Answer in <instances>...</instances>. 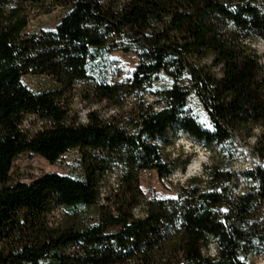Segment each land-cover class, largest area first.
<instances>
[{
  "label": "trees",
  "instance_id": "trees-1",
  "mask_svg": "<svg viewBox=\"0 0 264 264\" xmlns=\"http://www.w3.org/2000/svg\"><path fill=\"white\" fill-rule=\"evenodd\" d=\"M56 9L64 15L55 31L24 34L34 14ZM255 42L264 43V0H0V264L264 258V62ZM100 50L134 54L128 82L88 75L86 62ZM26 74L46 76L54 88L32 93ZM160 74L168 85L154 90ZM191 96L214 131L190 115ZM78 97L115 115L88 111L82 123L72 111ZM177 133L209 162L176 199L146 200L142 173L170 179L189 165L164 155ZM238 142L259 161L239 175ZM71 149L81 156V180L10 178L20 155L52 165ZM90 209L96 220L86 225Z\"/></svg>",
  "mask_w": 264,
  "mask_h": 264
},
{
  "label": "rangeland",
  "instance_id": "rangeland-1",
  "mask_svg": "<svg viewBox=\"0 0 264 264\" xmlns=\"http://www.w3.org/2000/svg\"><path fill=\"white\" fill-rule=\"evenodd\" d=\"M64 12L60 9L53 10L49 14L37 13L34 14L28 26L26 27L24 34L26 36H37L41 33H50L55 31V27L59 23ZM252 47L261 57V62H264V43L255 42L252 43ZM91 59L86 62L85 69L88 75L97 83L115 84V82H128L134 73V69L137 65V58L134 54H124L122 52H105L100 50L99 52H92ZM208 64V62L206 61ZM218 72V71H216ZM22 85L29 91L35 94L39 92L49 91L54 88L53 81L46 76H36L32 74H26L22 79ZM168 82L166 78L160 74L157 81L153 85V89L157 90L163 86H167ZM148 96V95H147ZM188 110L190 115L196 120V122L204 129L209 130L208 117L203 111L199 102L191 96L188 99ZM129 107V106H127ZM72 111L77 114L82 123H85V114L88 111H96L99 117L107 118L115 115L113 111H110L104 104H94L92 102H83L80 97L75 98L72 102ZM26 127L31 128L33 123L31 118H27ZM183 141V143H181ZM251 145V142H247ZM187 145V147H186ZM237 152L238 156L235 164L233 165V171L239 175L243 172L250 171L255 165L259 164V161L252 157L250 154L249 146L244 145L243 142H238ZM193 149H198L194 151ZM164 155L169 160H175L178 163H182L188 159L190 162L194 158L202 157L200 161L199 169H193L189 171V165L184 172L178 170L170 179L159 180L154 171L144 172L140 175L139 188L145 199H158L164 200L169 197H177L179 187L186 184L188 180L193 179L201 175L202 167L207 165L209 153L190 141L184 134L177 133L172 138L171 145L165 149ZM10 171V178L15 182L29 183L31 180L40 178L44 174H59L69 178L81 180L83 178V168L81 165V156L77 150L71 149L63 156H61L56 163L50 165L44 159L33 155L31 153H25L17 157L12 165ZM116 176L115 173L109 175L110 182H114ZM52 222H58L61 219V212L54 211L51 215ZM96 220V210L90 209L85 216L84 222L86 225L93 224ZM209 253L213 254V250L209 249ZM250 264H264V258H250Z\"/></svg>",
  "mask_w": 264,
  "mask_h": 264
},
{
  "label": "clouds",
  "instance_id": "clouds-1",
  "mask_svg": "<svg viewBox=\"0 0 264 264\" xmlns=\"http://www.w3.org/2000/svg\"><path fill=\"white\" fill-rule=\"evenodd\" d=\"M181 143H183V141H181ZM193 150L198 151V149H193ZM201 160H202V157L194 158L189 164V171H191L192 169H199Z\"/></svg>",
  "mask_w": 264,
  "mask_h": 264
},
{
  "label": "snow or ice",
  "instance_id": "snow-or-ice-1",
  "mask_svg": "<svg viewBox=\"0 0 264 264\" xmlns=\"http://www.w3.org/2000/svg\"><path fill=\"white\" fill-rule=\"evenodd\" d=\"M209 130L214 131L215 129H209ZM169 199H176V197H169ZM219 211L227 213L228 210L227 209H220Z\"/></svg>",
  "mask_w": 264,
  "mask_h": 264
},
{
  "label": "bare ground",
  "instance_id": "bare-ground-1",
  "mask_svg": "<svg viewBox=\"0 0 264 264\" xmlns=\"http://www.w3.org/2000/svg\"><path fill=\"white\" fill-rule=\"evenodd\" d=\"M192 170H193V169H192ZM192 170H191V171H192Z\"/></svg>",
  "mask_w": 264,
  "mask_h": 264
}]
</instances>
